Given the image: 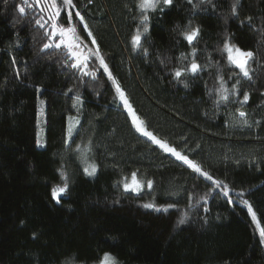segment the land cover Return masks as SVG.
<instances>
[{
    "label": "trees",
    "instance_id": "16d2710c",
    "mask_svg": "<svg viewBox=\"0 0 264 264\" xmlns=\"http://www.w3.org/2000/svg\"><path fill=\"white\" fill-rule=\"evenodd\" d=\"M138 2L73 0L75 9H61L65 27L73 14L92 79L70 66L63 46L41 50L50 21L44 29L35 21L46 12L21 15L23 0H0V264H91L108 253L116 264H264V0H173L147 13L134 50ZM197 27L192 55L182 33ZM225 41L254 53L251 79L229 65ZM97 47L147 131L219 186L135 130ZM193 60L201 71L174 76ZM221 83L228 100L218 103ZM91 165L94 175L84 171ZM133 173L138 194L123 190ZM65 182L57 203L52 189Z\"/></svg>",
    "mask_w": 264,
    "mask_h": 264
},
{
    "label": "snow or ice",
    "instance_id": "6c2138e0",
    "mask_svg": "<svg viewBox=\"0 0 264 264\" xmlns=\"http://www.w3.org/2000/svg\"><path fill=\"white\" fill-rule=\"evenodd\" d=\"M189 3H192V0H188ZM211 2V0H209ZM89 3H91V0H89ZM239 3V0H236V4ZM173 4V0H139L137 7L142 13L141 17V25H142V31L138 29L135 35L132 36V46L133 49H139L143 47L142 42V36L148 33L149 31V11H156L159 9L161 12L165 10V8L171 6ZM236 4L232 7V14H237V7ZM35 6L36 8L40 9L41 12L47 13V20H44V17L41 16L40 19H37L35 21L36 25H38L40 28L44 29L45 24H49V27L51 31L49 32L47 29H45V36L48 38V43H45L43 45V50H47L49 48L55 47L56 49H60L62 46L67 50V55L70 60L73 62L71 63V67L73 69H79L83 75L88 76L91 75L92 79H95V73H89L85 71L84 69L87 68L89 55L85 54L82 47V41L80 39V36L77 33V28L72 25V12H68V26L65 27L62 23L59 21L61 20V9H75V4L73 3V0H62V5L57 3V0H32L31 3H29V0H23L22 4L17 5V10L21 15L26 14V7L28 9L33 8ZM75 17H77L81 24L84 25V31L88 33V36L91 38L92 33L88 30V25L85 23V18L81 15L79 11L75 12ZM44 21L43 23L41 21ZM249 22L251 21V17L248 18ZM199 28H192L191 30L185 31L182 33L184 39L188 42L189 45H193L192 55H195L196 49L194 47V42L197 40L199 36ZM56 37H59V40H55ZM92 45H96V40L92 38ZM86 47V46H84ZM223 52L227 53V60L229 65L234 66L235 68L239 69V73L243 75V77L247 79H251L250 71H249V62L253 60L254 53L252 51H245L242 50L240 47H238L235 44H232L228 41H225L223 49ZM145 55H147V49H144ZM96 59L99 61L100 67L103 68L104 72L107 73L108 79L112 81L113 85H115V90L117 93V96L120 100V102L123 104L125 110L128 112L129 116L132 119V123L138 133H140L142 136L147 137L150 139L154 144L158 145L160 148H162L165 152L171 153L173 156L176 157L177 160L183 161L186 165H188L189 168H191L194 172L199 173L200 175L204 176L208 180H212V177L209 176L206 172H204L199 165L194 163L192 160L187 158L186 156L181 155L180 152L176 151L174 148L169 147L167 143L162 142L158 140L152 132L147 131V129L144 126V122L139 119V117L135 114V112L132 109L131 104L129 103L127 97L125 96V93L121 89L120 85L117 83V81L113 78L112 73L109 71L108 65L105 63L102 56H100L99 48H96L95 51ZM184 57L182 56V59ZM67 66V62H66ZM202 70V66L199 65L195 60H193L189 65L185 66L183 70H176L174 73V76L176 78H180L185 73H191V74H197L199 71ZM222 79V78H221ZM239 83V81H237ZM72 90L69 89V92ZM226 91L223 87V83H221V88L218 91L219 100L220 101H227L228 95L226 94ZM233 94H235L236 88L233 86ZM249 97L247 93H244L243 101L241 103H246L248 101ZM76 103H80V97L77 95L75 97ZM74 107L76 104L73 105ZM240 117H245V113L241 111L239 113ZM73 118L69 117V120L71 121ZM245 123L247 121L245 120ZM72 128L69 127V136L71 135ZM39 143V141H38ZM79 147V146H78ZM96 167L94 165L90 166L89 168H85L84 171L88 175H94L96 173ZM62 179L64 177L62 176ZM214 184L219 186L220 182L212 180ZM148 188L152 187V181H147ZM142 182L138 181L136 178V173L132 174V180L130 183L125 182L123 183V190L124 192H131V193H139L142 190ZM225 188L227 186L225 185ZM68 190V184L65 182L63 186H56L52 189L51 195L53 200H55L57 203L60 202L59 198L65 194ZM225 196L229 195V192L226 190L223 193ZM238 195L243 196V192L239 193ZM206 202V201H205ZM244 204L247 205L249 213L252 215V219L255 222L256 221V215L253 212L252 206L249 204L247 200L244 201ZM144 208H155L156 206L152 203H146L143 205ZM169 207H172V205H169ZM156 210H159L158 208ZM166 210V209H165ZM207 211V209H205ZM179 223L183 224L184 220L181 219ZM257 227L259 229V235L261 237L262 242H264V228H260L259 224H257ZM100 264H116L113 257H111L109 254H105L104 257L101 259Z\"/></svg>",
    "mask_w": 264,
    "mask_h": 264
},
{
    "label": "rangeland",
    "instance_id": "374dc122",
    "mask_svg": "<svg viewBox=\"0 0 264 264\" xmlns=\"http://www.w3.org/2000/svg\"><path fill=\"white\" fill-rule=\"evenodd\" d=\"M84 26V25H83ZM86 35H88V33L86 32ZM90 40H91V43H92V37L90 38ZM119 99V98H118ZM120 104H121V106H122V109L124 110V111H126L125 110V108H124V106H123V104L120 102ZM40 111V110H39ZM126 113H127V115H128V117H129V120L131 121V123H132V119H131V117L129 116V114H128V112L126 111ZM37 125H38V131H37V146H41L42 145V142H41V139H40V136H39V132H40V129L42 128V125H40V116H38V119H37ZM132 125H133V123H132ZM133 127H134V125H133ZM135 128V127H134ZM43 129V128H42ZM42 129H41V132H42ZM136 130V129H135ZM140 134V133H139ZM141 135V134H140ZM142 136V135H141ZM143 138H145L146 140H148L149 142H151L152 144H153V146H155L157 149H159L161 152H163L164 154H166V155H168V156H171L172 158H174L177 162H179V163H183L184 165H186L183 161H181V160H177L176 159V157L175 156H173L171 153H168V152H165L162 148H160L158 145H156V144H154L150 139H148L147 137H145V136H142ZM38 141H39V143H38ZM81 163H82V165H83V167L85 166V167H88V159H87V156H86V154L84 153L83 155H81ZM186 166H188V165H186ZM128 183H130L131 182V180H129V181H127ZM252 216V215H251ZM261 228V227H260ZM259 230V229H258ZM263 246H264V242H263ZM109 254V253H108ZM110 255V254H109ZM111 256V255H110ZM104 257V256H103ZM102 257V258H103ZM112 257V256H111ZM101 258V259H102ZM101 259L100 260H98L97 262H95V263H91V264H100V261H101ZM75 264H79V263H75Z\"/></svg>",
    "mask_w": 264,
    "mask_h": 264
}]
</instances>
